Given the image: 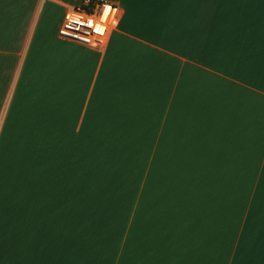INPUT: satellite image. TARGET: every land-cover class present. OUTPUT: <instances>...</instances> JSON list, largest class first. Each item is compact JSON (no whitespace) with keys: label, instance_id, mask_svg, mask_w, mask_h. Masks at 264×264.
Listing matches in <instances>:
<instances>
[{"label":"crops","instance_id":"crops-1","mask_svg":"<svg viewBox=\"0 0 264 264\" xmlns=\"http://www.w3.org/2000/svg\"><path fill=\"white\" fill-rule=\"evenodd\" d=\"M110 1L0 0V264H264V0Z\"/></svg>","mask_w":264,"mask_h":264},{"label":"built area","instance_id":"built-area-1","mask_svg":"<svg viewBox=\"0 0 264 264\" xmlns=\"http://www.w3.org/2000/svg\"><path fill=\"white\" fill-rule=\"evenodd\" d=\"M119 14L118 6L106 0H81L66 9L57 33L61 38L95 47L106 41Z\"/></svg>","mask_w":264,"mask_h":264},{"label":"rangeland","instance_id":"rangeland-1","mask_svg":"<svg viewBox=\"0 0 264 264\" xmlns=\"http://www.w3.org/2000/svg\"><path fill=\"white\" fill-rule=\"evenodd\" d=\"M66 1H70L71 3L74 2V0H66ZM80 1H81V0H77L76 5H79V4H80ZM106 1H107V0H106ZM109 1H110V0H108V2H109ZM110 3H112V2L110 1ZM49 4H50L49 2L46 3V5L44 6V10H43L42 13H44V14L46 13V15H47L48 10H50V9H48V8H49ZM113 4L116 5L117 3L115 4V2H113ZM54 5H55V4H54ZM74 5H75V4H74ZM56 6H57L56 9H58V8H63V9L65 10V8H64L63 6H60V5H56ZM46 15H45V16H46ZM47 16H48V15H47ZM43 17H44V15H43ZM116 26H117V25H116ZM116 26H115V27H116ZM113 29H114V28H113ZM14 53H16V52H14ZM18 57H19V59H20V53H19ZM99 198H100V200H102V201L105 200V197H104V196H103V197H102V196H99ZM89 203H90V202H89ZM99 209H101V206H99ZM98 211H99V210H98Z\"/></svg>","mask_w":264,"mask_h":264},{"label":"snow or ice","instance_id":"snow-or-ice-1","mask_svg":"<svg viewBox=\"0 0 264 264\" xmlns=\"http://www.w3.org/2000/svg\"><path fill=\"white\" fill-rule=\"evenodd\" d=\"M88 23H89V25H91L92 24V21H89ZM100 30L101 29H99V28L97 29V31H100Z\"/></svg>","mask_w":264,"mask_h":264}]
</instances>
